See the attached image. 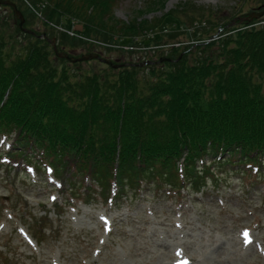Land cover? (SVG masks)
Here are the masks:
<instances>
[{
  "label": "trees",
  "instance_id": "1",
  "mask_svg": "<svg viewBox=\"0 0 264 264\" xmlns=\"http://www.w3.org/2000/svg\"><path fill=\"white\" fill-rule=\"evenodd\" d=\"M27 2L32 17L59 33L60 51L66 52L61 45L87 43L92 52L97 44L84 38L95 36L117 46L108 49L148 50L132 63L168 60L72 72L47 37L25 33L31 40L17 51L0 21V135L15 134L11 157H25L37 169L47 163L63 182L77 173L108 193L116 183L120 197L162 181L178 187L187 180L186 187L196 192L216 166L243 165L250 172L262 164L264 24L257 19L235 17L231 25L209 18L207 27L205 15L187 16L189 10L204 13L203 7L187 2L154 20L126 22L114 17L116 0ZM257 2L253 9L262 10L264 0ZM169 16L175 22L158 30ZM60 24L77 35L54 27ZM216 26L223 30L218 37ZM121 31L126 33L115 37ZM122 36L130 37L129 51ZM79 186L69 187L73 197Z\"/></svg>",
  "mask_w": 264,
  "mask_h": 264
},
{
  "label": "rangeland",
  "instance_id": "2",
  "mask_svg": "<svg viewBox=\"0 0 264 264\" xmlns=\"http://www.w3.org/2000/svg\"><path fill=\"white\" fill-rule=\"evenodd\" d=\"M13 1L23 14L26 11V27L40 35L48 33L51 41L57 42L59 33L42 19L31 16L27 0L26 5ZM246 1L116 0L112 11L121 21L154 20L188 2L203 7L204 13L189 10L187 16L203 14L209 27V18L221 19L222 23L231 20V25H235L236 18L247 17L258 2ZM78 20H73L75 26ZM0 21L2 32L17 46V51L30 42L26 32L17 30L19 17L11 5L0 4ZM161 21L158 30H167L175 19L169 16ZM54 27L77 35L62 24ZM222 32V28L218 29L214 37ZM123 33L126 32L115 37ZM88 38L85 41L97 44L92 52L87 43L61 46L75 57L101 51L103 57L122 63L121 67H130L132 61L148 51L143 48L131 54L108 49L117 46L97 41L95 36ZM121 38V44L128 47L130 37ZM141 63L138 66L146 65ZM104 64L90 58L80 62L67 60L65 66L72 72L87 74L101 71ZM14 140L15 135H0V264H264V161L256 164L251 173H239L231 166L216 167L217 172L226 175L225 180L218 185L211 182L194 194L182 187L188 184L186 180L178 187L143 183L136 191L108 199L105 195L109 193L90 177L81 179V175L73 173L63 182L47 164L40 171L25 157H11ZM237 168L243 166L232 169ZM73 182L80 185L76 198L69 189ZM82 182L85 186H81ZM116 191L114 186L113 193ZM244 230L252 237L245 239Z\"/></svg>",
  "mask_w": 264,
  "mask_h": 264
},
{
  "label": "water",
  "instance_id": "3",
  "mask_svg": "<svg viewBox=\"0 0 264 264\" xmlns=\"http://www.w3.org/2000/svg\"><path fill=\"white\" fill-rule=\"evenodd\" d=\"M0 4H6V5H11L13 6L14 8V13L17 17H19V27L24 31V32H27V33H32L33 35H36L35 31L25 27V17L23 15V13L21 12V10L18 9V6L15 2L11 1V0H0ZM264 15V10L261 11V12H256V13H253L252 14V17H258V16H263ZM43 36H46V34H43ZM53 43V46H54V49H55V52L57 53L58 56H65L66 58H68L69 60L71 61H82V60H86V59H90V58H98L100 59L101 61L113 66L114 68H118L119 66H121L120 64H114L112 60L110 59H105V58H102L100 57L99 54H90V55H83L81 57H78V58H72L70 57L69 54L67 53H63V52H59L58 50V47H57V44L55 41L52 42ZM165 59L162 58L161 61H164ZM150 63V62H149ZM146 62V64H149ZM143 63H141L142 65Z\"/></svg>",
  "mask_w": 264,
  "mask_h": 264
},
{
  "label": "bare ground",
  "instance_id": "4",
  "mask_svg": "<svg viewBox=\"0 0 264 264\" xmlns=\"http://www.w3.org/2000/svg\"><path fill=\"white\" fill-rule=\"evenodd\" d=\"M249 236H251V235H250V234H248V237H249ZM244 237H245V236H244ZM248 237L246 236V237H245V239H247ZM251 237H252V236H251ZM251 237H250V238H251Z\"/></svg>",
  "mask_w": 264,
  "mask_h": 264
}]
</instances>
